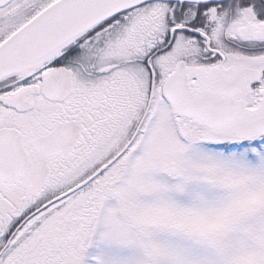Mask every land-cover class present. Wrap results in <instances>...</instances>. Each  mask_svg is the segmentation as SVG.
I'll return each mask as SVG.
<instances>
[{
    "label": "rangeland",
    "instance_id": "rangeland-1",
    "mask_svg": "<svg viewBox=\"0 0 264 264\" xmlns=\"http://www.w3.org/2000/svg\"><path fill=\"white\" fill-rule=\"evenodd\" d=\"M236 1L223 2L221 18L230 6L238 9ZM47 2L13 0L1 9L4 20L0 25L7 27L21 17L25 20L26 10L33 7L35 11L36 6L42 7ZM203 5L159 3L141 8L140 13L149 11V22L140 24L142 15H139L124 37L115 42L112 56L120 61L132 57L137 62L134 59L145 48L142 42L150 44L158 34L167 32L172 20L178 21L187 14L195 15L197 22L205 25ZM221 27L218 23L217 32L208 45L227 53V57L238 55L242 52L241 40L236 33L232 40L222 39L217 34ZM177 39L181 50L175 48L159 58L164 59L165 69L179 58L200 63L205 42H188L189 34L185 31L178 32ZM183 50L187 54L195 53L196 58ZM234 50L236 53L229 54ZM258 50L263 54L264 47ZM138 65L140 61L121 68L118 79L122 81L117 83V89H110L104 112L97 115L96 121L104 117L106 124L86 131L87 141L95 138L96 147L113 149L123 138L130 120L144 107L145 86L135 77L143 75ZM260 68L264 71V64ZM75 84L80 86L78 82ZM101 86H105L104 83L91 89L87 86L85 90L95 94ZM25 115L30 125L23 123L26 116L0 110V125L8 120L13 125L22 124L29 142L33 110ZM112 138L119 141L110 145ZM255 138L253 145H244L243 140ZM224 142L230 147H222ZM102 151L100 148L99 152ZM73 164L71 167L65 163L54 169L36 195L16 191L15 197L7 196L0 212V238L15 226L14 232L18 234L32 219L37 218L39 224L34 231L32 229L29 243L22 244L3 264H77L84 246L89 243V230L93 228L102 194L89 193L81 198L74 195L52 201L54 192L83 173L82 170L77 172L78 163ZM190 181L194 183L195 193L184 199L181 192ZM111 182L105 183L106 187L109 188ZM108 188L102 193L114 192ZM116 188L112 193L114 199L108 203L105 226L101 227L100 250L93 252L92 264H264V134L224 138L218 132L192 124L187 117L176 119L165 104L131 178ZM51 205L59 208L49 215ZM28 210L33 211L22 221ZM79 236L81 239L76 243Z\"/></svg>",
    "mask_w": 264,
    "mask_h": 264
},
{
    "label": "flooded vegetation",
    "instance_id": "flooded-vegetation-1",
    "mask_svg": "<svg viewBox=\"0 0 264 264\" xmlns=\"http://www.w3.org/2000/svg\"><path fill=\"white\" fill-rule=\"evenodd\" d=\"M52 1L54 0H48L46 5ZM223 2L229 0L203 5L201 12L205 25L198 23L195 15L191 17L190 14L180 17L178 21L172 20L166 28L167 32H162L161 36L158 34L150 44L144 45L145 42H142L144 51L134 59L138 63L133 61L132 57L121 61L115 59L112 56L115 42L124 37L125 31L134 25L139 15H142L140 24L149 22V11L140 13L141 8L151 4L178 2L152 1L116 14L75 39L30 73L12 75L3 80L0 83V110L9 111L11 115L16 112L26 116L23 123L27 122L29 125L31 122L25 114L33 110V129L30 131L31 137L28 142L22 124L13 125L12 121L8 120L0 125V131H6L0 133V212L5 207V199H8V195L15 197L20 191L30 193L31 196L36 195L46 185L54 169L62 167L65 163L71 164V167L73 163H78L80 166L77 172L82 170L83 173L51 196L67 193L78 185V188L63 199L66 200L74 195L81 198L89 193L94 196L102 194L92 223L94 228L100 209L104 206L100 230L91 248L95 247L99 243L108 203L113 198L112 193L116 192V187L123 181L131 178L137 161L146 149L155 120L162 113L164 105L172 110L164 93L167 80L178 64L184 66L189 90L194 96L208 97L214 104H218L223 117V120L218 118L219 122L217 121L218 125L215 127H208L201 121L187 118L192 124L208 128L211 132H218L224 138L235 139L237 130L250 125L260 117L264 108V71H260V66L264 64V52L259 54L258 49L264 47V0H237L238 9L235 10L230 6L221 18ZM8 4L0 6V11ZM44 6H36L35 11L30 7L31 9L25 12V20L21 17L20 21L15 20L7 27L1 24L0 42ZM3 20L4 16L0 15V23ZM218 23L222 27L217 34L222 39L232 40V35L236 33L237 38L241 40L242 52L238 55L227 57V53L208 45L217 32ZM182 31L189 34L188 42H205L202 46L204 56L200 63L197 61L190 63L186 59L179 58L165 69L164 59L159 60V58L167 52L170 54L175 48L181 50L180 42L176 41L178 32ZM183 52L187 54L185 50ZM234 53L235 50L229 54ZM187 55L196 58L195 53ZM139 61L141 65L137 67L140 71L142 69L143 75L139 74L135 77L145 86L144 107L139 109L130 120L119 144L111 150L102 145L96 147L95 138L87 141L86 131L106 124L104 117L96 121L97 115L104 112L106 98L111 95L109 92L117 89V83L122 81V78L118 79V76H121L119 75L121 68L133 63L139 64ZM178 80H181V75L175 81L179 82ZM77 82L79 87L75 84ZM145 82L147 85H144ZM177 82L173 85V89L176 88ZM234 82L236 85L232 87ZM102 83L105 86H101L95 94L85 90L87 86L91 89ZM175 118L179 119L181 116L175 114ZM111 141L110 145L119 140L112 138ZM256 141L255 138L243 140V143L251 146ZM229 145L224 142L222 147L227 149ZM81 147H83L82 151ZM100 148L103 149L102 153L99 152ZM96 152L97 155H94ZM84 167L88 169L83 170ZM104 178L105 181H102ZM109 181H112L109 188L114 192L108 191L110 195L103 194L102 192L108 188L105 183ZM193 184L190 181L182 190L184 199L194 195ZM32 189L33 193H31ZM119 198L123 200V196ZM51 206L49 215L59 208L58 205ZM29 211L24 215L23 220L28 218L33 210ZM19 218L17 217V220H20ZM37 224L39 223L36 218L27 222L18 234L17 231L14 232L16 226L5 232L8 235L0 238V264L19 251L22 244L29 243L31 231L37 228ZM93 228L90 227L88 242ZM80 239V236L77 237L76 243ZM88 244L84 246L77 264H84L87 259V252L91 249ZM98 250L97 244L96 251Z\"/></svg>",
    "mask_w": 264,
    "mask_h": 264
},
{
    "label": "water",
    "instance_id": "water-1",
    "mask_svg": "<svg viewBox=\"0 0 264 264\" xmlns=\"http://www.w3.org/2000/svg\"><path fill=\"white\" fill-rule=\"evenodd\" d=\"M10 1L0 0V6ZM152 1L207 4L227 0H54L0 42V82L12 75L31 72L106 19ZM179 75L181 80L177 82L175 80ZM175 82L176 88L173 89ZM234 85L235 82L231 86ZM165 97L179 116L201 121L208 127L218 125V118L223 120L218 104H214L208 97L194 96L189 90L185 68L180 64L167 80ZM5 132L0 131L1 134ZM261 134H264V108L260 117L236 131L237 137ZM69 192L53 201L63 198ZM97 230L98 223L94 231Z\"/></svg>",
    "mask_w": 264,
    "mask_h": 264
},
{
    "label": "bare ground",
    "instance_id": "bare-ground-1",
    "mask_svg": "<svg viewBox=\"0 0 264 264\" xmlns=\"http://www.w3.org/2000/svg\"><path fill=\"white\" fill-rule=\"evenodd\" d=\"M160 117V115L156 118V120H155V122L158 120V118ZM79 186H76L74 189H76V188H78ZM105 219H106V217H105ZM106 221V220H105ZM105 221H104V223H103V225L105 226ZM104 226H103V228H104ZM103 228H102V231H103ZM101 235H102V233H101ZM101 235H100V239H101ZM100 244V243H99ZM98 244V245H99ZM99 250H100V248H99ZM99 250H98V252H99ZM98 254V253H97Z\"/></svg>",
    "mask_w": 264,
    "mask_h": 264
}]
</instances>
